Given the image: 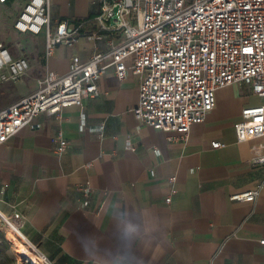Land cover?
<instances>
[{
  "label": "crops",
  "instance_id": "obj_1",
  "mask_svg": "<svg viewBox=\"0 0 264 264\" xmlns=\"http://www.w3.org/2000/svg\"><path fill=\"white\" fill-rule=\"evenodd\" d=\"M26 1H0V41L30 62L22 77L0 79V109L34 91L44 73H65L74 56L85 61L109 45L99 31L103 0H49L54 23H86L77 41L47 54L44 32L14 28ZM138 83L110 67L100 95L57 115L40 113L1 144L0 210L24 214L23 232L53 264H264V187L251 202L231 197L264 183V165L249 163V143L234 128L243 107L262 98L241 81L218 88L215 107L182 139L139 122ZM58 134L68 141L62 152ZM129 221L139 231L125 247L117 225Z\"/></svg>",
  "mask_w": 264,
  "mask_h": 264
},
{
  "label": "built area",
  "instance_id": "obj_2",
  "mask_svg": "<svg viewBox=\"0 0 264 264\" xmlns=\"http://www.w3.org/2000/svg\"><path fill=\"white\" fill-rule=\"evenodd\" d=\"M98 19L99 31L108 33V48L85 61L74 56L67 72L44 73L34 91L2 107L0 145L40 113L57 115L84 97L100 95L99 80L112 67L119 79L138 76L139 101L133 111L139 122L177 131L182 139L215 107L218 88L238 81L249 84L262 101L243 107L234 128L237 140L249 143V163L264 165V0H103ZM85 23L79 18L54 23L49 0H27L13 25L21 33L44 32L50 54L60 43L77 41ZM29 67L26 55L15 56L0 41L1 80H16ZM80 129H85L84 121ZM53 140L58 152L68 145L61 134ZM212 145L224 143L214 140ZM263 187L258 182L231 197L251 202ZM176 191L173 185L169 188L167 202ZM87 204L85 199L81 205ZM10 218L15 235L29 241L41 264H53L23 232L24 214L16 211ZM259 243L264 246V237Z\"/></svg>",
  "mask_w": 264,
  "mask_h": 264
},
{
  "label": "rangeland",
  "instance_id": "obj_3",
  "mask_svg": "<svg viewBox=\"0 0 264 264\" xmlns=\"http://www.w3.org/2000/svg\"><path fill=\"white\" fill-rule=\"evenodd\" d=\"M32 40L36 39L32 37ZM22 245H27L25 240L19 239L0 215V264H41L35 256L21 257L18 249Z\"/></svg>",
  "mask_w": 264,
  "mask_h": 264
},
{
  "label": "clouds",
  "instance_id": "obj_4",
  "mask_svg": "<svg viewBox=\"0 0 264 264\" xmlns=\"http://www.w3.org/2000/svg\"><path fill=\"white\" fill-rule=\"evenodd\" d=\"M118 238L122 242L125 247H130L131 242L136 239L139 226L129 221L125 223L123 226L117 225ZM88 249L85 248V251Z\"/></svg>",
  "mask_w": 264,
  "mask_h": 264
},
{
  "label": "bare ground",
  "instance_id": "obj_5",
  "mask_svg": "<svg viewBox=\"0 0 264 264\" xmlns=\"http://www.w3.org/2000/svg\"><path fill=\"white\" fill-rule=\"evenodd\" d=\"M0 215L1 217L8 223V225L10 226L11 230L15 231V227L13 226L12 222H11V218L5 214V212L0 210ZM27 245H22L19 249H18V253L21 257L24 256H35L37 257L40 261H41V256H39V254H37L36 252L32 251L28 245H29V241L25 240Z\"/></svg>",
  "mask_w": 264,
  "mask_h": 264
},
{
  "label": "water",
  "instance_id": "obj_6",
  "mask_svg": "<svg viewBox=\"0 0 264 264\" xmlns=\"http://www.w3.org/2000/svg\"><path fill=\"white\" fill-rule=\"evenodd\" d=\"M118 8H119V6L117 4L113 6V11H114L113 18L117 17Z\"/></svg>",
  "mask_w": 264,
  "mask_h": 264
},
{
  "label": "snow or ice",
  "instance_id": "obj_7",
  "mask_svg": "<svg viewBox=\"0 0 264 264\" xmlns=\"http://www.w3.org/2000/svg\"><path fill=\"white\" fill-rule=\"evenodd\" d=\"M245 51H248V52H250V51H251V49H245Z\"/></svg>",
  "mask_w": 264,
  "mask_h": 264
}]
</instances>
